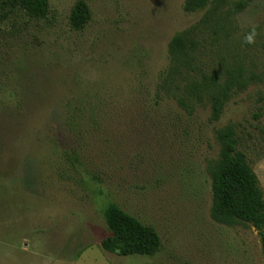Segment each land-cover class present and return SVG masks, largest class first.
<instances>
[{"label": "rangeland", "instance_id": "obj_1", "mask_svg": "<svg viewBox=\"0 0 264 264\" xmlns=\"http://www.w3.org/2000/svg\"><path fill=\"white\" fill-rule=\"evenodd\" d=\"M74 1L0 27V264H264L253 226L211 218L206 171L213 128L235 123L264 197V0H235L245 6L206 30L202 61L256 76L216 122L156 87L170 38L206 9L87 0L91 19L76 31ZM107 201L152 225L159 251L103 250Z\"/></svg>", "mask_w": 264, "mask_h": 264}, {"label": "trees", "instance_id": "obj_2", "mask_svg": "<svg viewBox=\"0 0 264 264\" xmlns=\"http://www.w3.org/2000/svg\"><path fill=\"white\" fill-rule=\"evenodd\" d=\"M244 6L245 2L235 0L183 1L186 12L206 10L198 23L170 38L168 64L157 83V96L174 100L189 115L208 107V121L220 119L231 96L245 89L256 76L240 63H229L220 69L206 64L200 49L207 38L206 30L215 34L223 14L228 18ZM49 10V0H0V27L15 26L23 16L44 19ZM90 19L87 0H75L69 13L71 28L82 30ZM213 136L218 151L206 162L211 188L210 216L226 226H253L260 235L264 259V197L257 175L238 147L235 123L214 127ZM102 214L109 231L100 242L103 250L124 256H153L159 251L161 238L152 225L143 223L114 201L104 204Z\"/></svg>", "mask_w": 264, "mask_h": 264}]
</instances>
